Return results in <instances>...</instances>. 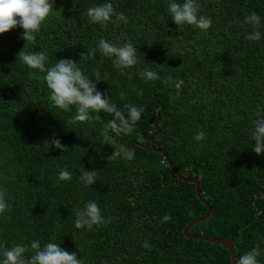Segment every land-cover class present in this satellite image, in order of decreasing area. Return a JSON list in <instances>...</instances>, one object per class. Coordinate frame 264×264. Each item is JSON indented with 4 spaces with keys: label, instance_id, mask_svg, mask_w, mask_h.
I'll use <instances>...</instances> for the list:
<instances>
[{
    "label": "trees",
    "instance_id": "trees-1",
    "mask_svg": "<svg viewBox=\"0 0 264 264\" xmlns=\"http://www.w3.org/2000/svg\"><path fill=\"white\" fill-rule=\"evenodd\" d=\"M104 3L128 22L90 23L87 10ZM168 3L54 0L35 43L21 38L19 26L0 34V190L11 206L0 215V260L5 248H30L38 240L42 248L51 242L76 253L83 264H229L220 245L182 236L181 228L206 208L194 184L176 181L160 153L140 146L154 133V145L173 168L200 180L201 196L211 207L210 216L189 232L230 239L236 261L258 248L264 264V153L252 151L251 138L253 122L264 117V0H197L198 15L212 19L207 32L175 25ZM252 12L261 18L256 28L244 23ZM254 31L261 39H246ZM100 39L119 46L131 42L137 64L117 67L114 57L98 49ZM22 49L44 51L46 67L76 62L125 115L126 104L142 107L133 132L113 134L106 127L113 117L104 111L79 122L76 106L54 107L45 73L23 63ZM91 49L94 58H88ZM145 69L160 79L143 78ZM167 77L183 84H165ZM201 131L206 138L194 140ZM54 139L66 150L53 147ZM132 140V160L115 154L114 145ZM61 169L72 173L70 181L59 180ZM84 171H95L96 182L85 186L79 179ZM87 202H96L110 222L77 229L76 212ZM165 215L172 219L162 223Z\"/></svg>",
    "mask_w": 264,
    "mask_h": 264
},
{
    "label": "clouds",
    "instance_id": "clouds-1",
    "mask_svg": "<svg viewBox=\"0 0 264 264\" xmlns=\"http://www.w3.org/2000/svg\"><path fill=\"white\" fill-rule=\"evenodd\" d=\"M53 3L54 0H0V34L19 26L24 30L21 38L25 42L35 43L36 35L40 32L42 23L53 11ZM167 7L173 23L177 26H195V28L205 32L212 26L210 17L198 15L200 5L197 0H184L183 4L169 0ZM86 14L90 23L100 24L102 27H107L110 21L114 24L128 22V18L123 13H117L111 3L91 7ZM244 23L251 24L256 28L260 25L261 18L252 12L245 17ZM246 39L258 41L261 39V33L254 31ZM98 49L104 56L114 57L113 62L117 67H133L138 62L137 49L131 42L119 46L105 39H100ZM95 51V49L89 50L88 58H94ZM18 55L29 69L45 73L43 80L50 90L49 99L54 107L71 111L72 106H76L74 117L76 121H90L93 119L90 113L104 111L113 117L107 121L106 127L113 134L119 136L131 134L135 124L141 119L144 112L142 107L126 104L123 106L126 111L125 115V112H122L115 104L110 103L108 98H104L101 92L97 91L96 83L83 74L76 62L70 59L59 60L54 66L46 67L48 56L44 51L26 52L22 49ZM95 75L98 81L99 72H96ZM140 75L150 81L160 79L156 72L147 69L143 70ZM29 77L40 79L39 76H34L32 72H29ZM163 83H171L179 89L183 81H173L171 77H167ZM138 94L142 95V90ZM123 95L124 93H121V97ZM205 138L206 133L202 131L194 136L196 141H202ZM251 138L252 141H255V147L252 148V151L257 155L264 153V117L257 118L253 122ZM51 144L62 152L66 150L59 139H54ZM113 147L117 156H123L126 160L134 158L135 153L127 145L118 144ZM96 175L95 171H84L79 179L84 182L85 186H88L96 182ZM58 178L60 181H70L72 173L61 169ZM10 207L6 201V191L0 190V215L6 213ZM171 219L170 215H165L161 222H168ZM109 222L110 218L105 219L103 217L96 202H87L83 209L76 212L75 227L77 229H91L93 226H100ZM143 247L150 249L147 242H144ZM30 250L33 254L26 259L25 254ZM260 254L258 248H253L242 255L236 264H259L257 257ZM2 256L3 259L0 260V264H83L82 259H78L76 253L70 254L57 243L51 242L42 248L38 240H32L30 248L21 244H16L10 249L5 248Z\"/></svg>",
    "mask_w": 264,
    "mask_h": 264
},
{
    "label": "water",
    "instance_id": "water-1",
    "mask_svg": "<svg viewBox=\"0 0 264 264\" xmlns=\"http://www.w3.org/2000/svg\"><path fill=\"white\" fill-rule=\"evenodd\" d=\"M157 118L158 115L156 114L153 122H152V127L157 131ZM153 136L154 133L150 134L149 137L147 138V140L145 141V143L143 145H140L142 147H145L146 144L149 145V147L151 148V150L155 153H160L162 155V158L165 160L166 165L169 167V170L171 172V175H173L176 179V181H184V182H188V183H192L194 184L193 187V192L195 197L197 198V200L206 208L205 213L197 218H194L190 221H188L182 228H181V234L183 237L185 238H191V239H197V240H203L206 242H210V243H214V244H218L220 245L222 248L226 249L228 252V257H229V264H236V256H235V252L234 249L232 247V241L230 239L227 238H214V237H205L201 234L199 235H195L189 232V227L191 225L203 222L204 220H206L210 214H211V207L209 205L208 202H206V200L201 196V193L199 191V187H200V180L197 177L194 176H186L184 173H180L177 172L173 166L170 164L169 159L167 158V155L165 153V151L161 148H157L154 145V141H153ZM136 143L135 141H130L127 146L130 147L132 144ZM241 240V239H240Z\"/></svg>",
    "mask_w": 264,
    "mask_h": 264
}]
</instances>
